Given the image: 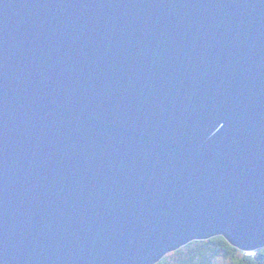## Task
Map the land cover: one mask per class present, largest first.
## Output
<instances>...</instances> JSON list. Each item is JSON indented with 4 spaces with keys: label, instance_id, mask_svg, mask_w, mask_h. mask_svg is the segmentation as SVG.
<instances>
[{
    "label": "water",
    "instance_id": "1",
    "mask_svg": "<svg viewBox=\"0 0 264 264\" xmlns=\"http://www.w3.org/2000/svg\"><path fill=\"white\" fill-rule=\"evenodd\" d=\"M264 248V0H0V264Z\"/></svg>",
    "mask_w": 264,
    "mask_h": 264
},
{
    "label": "trees",
    "instance_id": "2",
    "mask_svg": "<svg viewBox=\"0 0 264 264\" xmlns=\"http://www.w3.org/2000/svg\"><path fill=\"white\" fill-rule=\"evenodd\" d=\"M194 243L202 244L203 247L199 250H193L192 254L182 260L180 264H210L218 255L230 258L233 264L240 260H250L254 264H264V255H261L264 252V248L255 251H242L231 245L223 236L194 240L187 245L190 246ZM156 264H168L167 256Z\"/></svg>",
    "mask_w": 264,
    "mask_h": 264
},
{
    "label": "rangeland",
    "instance_id": "3",
    "mask_svg": "<svg viewBox=\"0 0 264 264\" xmlns=\"http://www.w3.org/2000/svg\"><path fill=\"white\" fill-rule=\"evenodd\" d=\"M203 247L202 244L194 243L190 246H184L179 251H172L168 253L167 262L168 264H180L187 256H190L193 250H199ZM210 264H233L231 259L223 255H218Z\"/></svg>",
    "mask_w": 264,
    "mask_h": 264
},
{
    "label": "snow or ice",
    "instance_id": "4",
    "mask_svg": "<svg viewBox=\"0 0 264 264\" xmlns=\"http://www.w3.org/2000/svg\"><path fill=\"white\" fill-rule=\"evenodd\" d=\"M261 255H264V252H262ZM236 264H254V262L250 260H240V261H237Z\"/></svg>",
    "mask_w": 264,
    "mask_h": 264
}]
</instances>
